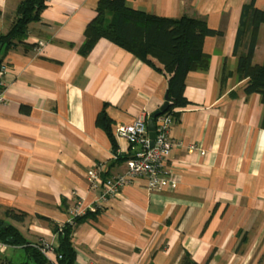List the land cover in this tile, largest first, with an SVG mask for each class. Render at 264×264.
I'll list each match as a JSON object with an SVG mask.
<instances>
[{"label":"crops","instance_id":"0c3cea01","mask_svg":"<svg viewBox=\"0 0 264 264\" xmlns=\"http://www.w3.org/2000/svg\"><path fill=\"white\" fill-rule=\"evenodd\" d=\"M21 1L0 0V36ZM98 1L48 0L22 43L0 47L6 65L0 220L48 264L57 263L59 236L39 218L62 226L78 205L82 216H92L74 231V264H185L186 255L193 264H264V106L261 96L245 95L247 80L237 79L233 52L249 0H126L127 7L158 17L203 20L222 35L204 39L208 70L187 74L190 105L174 111L169 137L176 146L167 163L174 186L148 191L137 179L101 204L102 190L89 188L88 172L102 166V180L124 172L117 157L130 159L138 148L117 139L116 128L159 110L168 85L156 60L153 67L107 40L85 57L79 53ZM255 8L264 9V0ZM261 34L264 25L253 56L258 65L264 64ZM102 111L116 155L96 125ZM7 211L26 217L15 222ZM24 247L0 242V264H33Z\"/></svg>","mask_w":264,"mask_h":264},{"label":"trees","instance_id":"16d2710c","mask_svg":"<svg viewBox=\"0 0 264 264\" xmlns=\"http://www.w3.org/2000/svg\"><path fill=\"white\" fill-rule=\"evenodd\" d=\"M47 1H21L16 8L14 21L9 31L4 36H0V47L5 42L8 43V47L14 42L22 43L27 36L28 25L40 20ZM95 11V18L84 31L85 41L79 53L85 57L97 41L104 39L152 66L151 60H156L161 68L155 67V70L167 78L168 106L167 110L155 119V122L163 116L177 120L178 113L174 111L190 105L184 96L187 74L208 70L209 57L202 50L204 39L221 36L222 33L209 29L203 20L187 16L177 19L164 18L131 9L127 7L126 0H99ZM261 25H264V9H256L255 0H249L241 8L233 52L237 56L235 75L239 81L247 80L244 88L245 95L261 96L264 106V64L253 63ZM244 39H246L245 50L238 54ZM96 125L109 136L112 152L116 155L117 146L111 137L109 121L103 111L98 115ZM261 126L264 128V111ZM117 160L126 162L128 159L117 157ZM91 216V213L86 212L83 216L74 218L72 224L66 223L62 226L39 218L47 222L51 231L59 236V246L56 251L57 264H74L75 251L72 245L74 231L80 223ZM5 217L22 223L26 215L7 211ZM0 242L15 246L23 245L27 259H30L33 264H48L37 248L29 246L14 227L2 220H0ZM185 264H193L187 255Z\"/></svg>","mask_w":264,"mask_h":264},{"label":"built area","instance_id":"2783aa9c","mask_svg":"<svg viewBox=\"0 0 264 264\" xmlns=\"http://www.w3.org/2000/svg\"><path fill=\"white\" fill-rule=\"evenodd\" d=\"M6 65L0 62V104L5 103L4 98V75ZM173 120L169 116L160 117L155 122V139L150 147V140L147 132V118H138L130 125L118 126L115 130V137L125 141L130 146H137L134 155L125 162V170L122 174L112 178L102 180L104 169L96 166L87 174V182L92 190L101 189L102 193L99 203H103L108 198L116 197L120 190L127 184L144 179L148 191L162 190L164 186H174V182L169 178L167 163L170 160L173 148L176 146L169 137L170 127ZM190 146L188 151L193 150ZM99 204L89 208L87 211L94 212ZM83 210L78 205L70 214L68 224H72L74 218L80 217ZM40 251H50L49 246H43ZM45 254V253H44ZM54 264H57L56 262Z\"/></svg>","mask_w":264,"mask_h":264},{"label":"water","instance_id":"95a60500","mask_svg":"<svg viewBox=\"0 0 264 264\" xmlns=\"http://www.w3.org/2000/svg\"><path fill=\"white\" fill-rule=\"evenodd\" d=\"M167 106H168V97L166 95L163 106L158 111L151 114L147 119V132H148V138L150 140V147L153 146V142L155 139V119L158 116L162 115L167 110Z\"/></svg>","mask_w":264,"mask_h":264},{"label":"rangeland","instance_id":"374dc122","mask_svg":"<svg viewBox=\"0 0 264 264\" xmlns=\"http://www.w3.org/2000/svg\"><path fill=\"white\" fill-rule=\"evenodd\" d=\"M256 1V0H255ZM260 41L262 42V41H264V35H262L261 34V36H260ZM260 52V51H259Z\"/></svg>","mask_w":264,"mask_h":264}]
</instances>
